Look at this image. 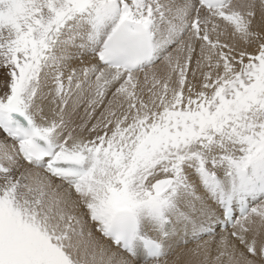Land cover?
I'll return each instance as SVG.
<instances>
[{"label":"snow or ice","instance_id":"obj_1","mask_svg":"<svg viewBox=\"0 0 264 264\" xmlns=\"http://www.w3.org/2000/svg\"><path fill=\"white\" fill-rule=\"evenodd\" d=\"M0 264H264V0H0Z\"/></svg>","mask_w":264,"mask_h":264},{"label":"rangeland","instance_id":"obj_2","mask_svg":"<svg viewBox=\"0 0 264 264\" xmlns=\"http://www.w3.org/2000/svg\"><path fill=\"white\" fill-rule=\"evenodd\" d=\"M80 108L82 109V107H80ZM79 114H80V115H82V114H83V112H82V111L80 112V109H79Z\"/></svg>","mask_w":264,"mask_h":264},{"label":"bare ground","instance_id":"obj_3","mask_svg":"<svg viewBox=\"0 0 264 264\" xmlns=\"http://www.w3.org/2000/svg\"><path fill=\"white\" fill-rule=\"evenodd\" d=\"M82 107V109L80 108V112L82 111L83 112V106H81Z\"/></svg>","mask_w":264,"mask_h":264}]
</instances>
